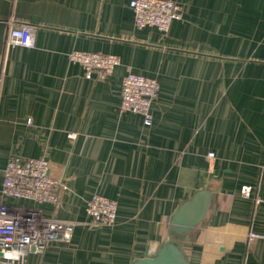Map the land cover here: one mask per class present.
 I'll return each mask as SVG.
<instances>
[{
    "label": "crops",
    "instance_id": "1",
    "mask_svg": "<svg viewBox=\"0 0 264 264\" xmlns=\"http://www.w3.org/2000/svg\"><path fill=\"white\" fill-rule=\"evenodd\" d=\"M173 1L181 17L162 33L136 27L131 0H0V188L10 160L46 157L68 190L58 208H40L78 222L69 243L26 264L153 256L174 238L178 208L201 191L206 218L175 238L189 264H264V0ZM19 24L36 28L35 46L6 52L8 28ZM74 51L120 65L88 79ZM130 72L160 84L150 126L120 113ZM96 194L118 204L111 227L89 224ZM251 232L262 238L250 241Z\"/></svg>",
    "mask_w": 264,
    "mask_h": 264
},
{
    "label": "built area",
    "instance_id": "2",
    "mask_svg": "<svg viewBox=\"0 0 264 264\" xmlns=\"http://www.w3.org/2000/svg\"><path fill=\"white\" fill-rule=\"evenodd\" d=\"M135 25L138 29L154 28L168 32L172 23L181 17V6L173 0H131ZM36 28L30 24L10 25L5 38V51L20 46L33 48ZM73 63L82 65L86 78L106 79L120 65V58L74 51L69 55ZM4 69L0 68V84ZM160 84L155 78L128 73L123 79L120 113L143 116L150 126L153 121L152 105L158 97ZM212 157L213 154L208 155ZM67 186L50 175V162L46 157L20 160L12 159L4 169L0 188V264H26L30 254L43 255L54 242L69 243L78 225L75 220L47 217L41 206H61V193ZM244 198H250L251 186L241 190ZM33 203L37 207L8 205L7 201ZM118 204L102 195H93L87 201L85 212L94 228L111 227L117 219ZM262 238L251 232L249 240Z\"/></svg>",
    "mask_w": 264,
    "mask_h": 264
},
{
    "label": "water",
    "instance_id": "3",
    "mask_svg": "<svg viewBox=\"0 0 264 264\" xmlns=\"http://www.w3.org/2000/svg\"><path fill=\"white\" fill-rule=\"evenodd\" d=\"M210 195L206 191L197 193L182 204L171 221L174 238L163 245L155 255L138 258L132 264H189L186 254L176 243L175 238L188 234L201 225L207 216Z\"/></svg>",
    "mask_w": 264,
    "mask_h": 264
}]
</instances>
